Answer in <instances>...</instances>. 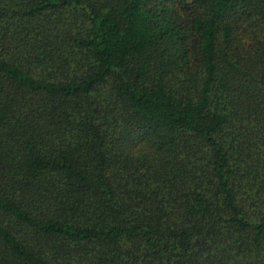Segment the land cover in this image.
I'll return each instance as SVG.
<instances>
[{
    "label": "trees",
    "instance_id": "1",
    "mask_svg": "<svg viewBox=\"0 0 264 264\" xmlns=\"http://www.w3.org/2000/svg\"><path fill=\"white\" fill-rule=\"evenodd\" d=\"M0 264H264V0H0Z\"/></svg>",
    "mask_w": 264,
    "mask_h": 264
}]
</instances>
